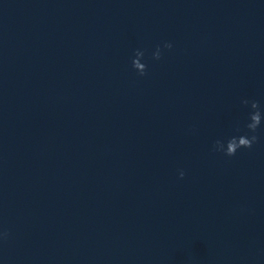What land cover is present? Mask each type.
Wrapping results in <instances>:
<instances>
[{
    "label": "water",
    "instance_id": "water-1",
    "mask_svg": "<svg viewBox=\"0 0 264 264\" xmlns=\"http://www.w3.org/2000/svg\"><path fill=\"white\" fill-rule=\"evenodd\" d=\"M244 99L264 0H0V264H264Z\"/></svg>",
    "mask_w": 264,
    "mask_h": 264
},
{
    "label": "clouds",
    "instance_id": "clouds-1",
    "mask_svg": "<svg viewBox=\"0 0 264 264\" xmlns=\"http://www.w3.org/2000/svg\"><path fill=\"white\" fill-rule=\"evenodd\" d=\"M173 47L172 43L164 42L162 46L158 45L155 51L152 53L154 60H160L163 55V50H170ZM145 56V52L141 49H136L134 57L132 59V67L136 70L139 76L147 74V64L142 62ZM242 104L248 106L250 111L248 113V122L245 124L247 132L241 135H233L227 139V141L217 140L214 143L213 149L217 152H222L226 156H235L240 149H250L258 141L256 135L257 129L264 122V110L256 100H242ZM239 131V127L237 128ZM185 173L180 170L179 177L183 179ZM10 233L7 230L0 231V242L6 241L9 238Z\"/></svg>",
    "mask_w": 264,
    "mask_h": 264
}]
</instances>
